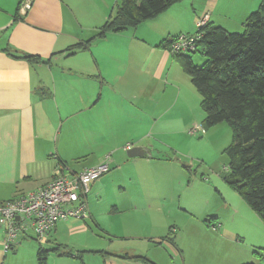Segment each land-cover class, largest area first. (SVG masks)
Wrapping results in <instances>:
<instances>
[{"label": "crops", "instance_id": "0c3cea01", "mask_svg": "<svg viewBox=\"0 0 264 264\" xmlns=\"http://www.w3.org/2000/svg\"><path fill=\"white\" fill-rule=\"evenodd\" d=\"M21 1L0 0V204L41 189L60 167L78 173L108 156L115 170L91 184L93 195L123 181L136 188L134 201L147 188L170 181L171 171L181 175L175 155L162 156L148 146L150 157L129 158L115 141L124 128H142L143 137L164 136L203 123L199 92L177 57L161 46L174 36L195 34L201 20L195 4L173 5L136 28L96 38L120 0H34L26 14L19 13ZM77 44L86 46L66 51ZM24 55L45 63H31ZM127 166L131 171L123 172ZM94 202L88 194L89 206ZM143 205L152 207L149 201ZM86 219L60 221L40 243L87 231ZM5 236L0 226V264H13L17 243L6 252ZM34 248L20 264H37ZM51 253L60 258L54 264L66 262Z\"/></svg>", "mask_w": 264, "mask_h": 264}, {"label": "rangeland", "instance_id": "374dc122", "mask_svg": "<svg viewBox=\"0 0 264 264\" xmlns=\"http://www.w3.org/2000/svg\"><path fill=\"white\" fill-rule=\"evenodd\" d=\"M261 2L185 0L177 4L194 3L199 18L209 15L212 26L243 34ZM196 31L197 28L193 33ZM191 58L197 66L206 61L201 51L192 53ZM197 126L203 129L201 122L178 135L148 133L144 137L146 132L142 128L141 131L124 128L115 141V144L122 142L120 149H126L127 144L131 148L141 144L138 146L159 149L162 156L175 155L182 168L181 175L171 171L170 181L147 188L143 197L134 201L132 194L136 188L123 181L121 185L109 186L100 196L93 195L91 188L89 201L94 198L95 202L90 206L87 203V231L65 233L52 237L48 243H40L29 227L27 234L22 233L17 240L19 256L13 264L29 260L34 247L36 251L39 245L52 250L59 245L55 243L64 245L62 253L73 254L59 255L66 259L63 264H264V219L227 182L231 170L225 151L232 144V127L223 122L203 132L195 130ZM154 170L149 169V177H154ZM122 171L131 170L127 166ZM146 201L151 203L150 210L143 205ZM211 217H215L212 227L218 226V232H206L208 228H203ZM170 228L176 246L162 241ZM201 228L203 232L199 231ZM57 259L49 256L48 264Z\"/></svg>", "mask_w": 264, "mask_h": 264}, {"label": "trees", "instance_id": "16d2710c", "mask_svg": "<svg viewBox=\"0 0 264 264\" xmlns=\"http://www.w3.org/2000/svg\"><path fill=\"white\" fill-rule=\"evenodd\" d=\"M182 1L185 0H120L116 13L98 29L96 38L136 28ZM198 33L195 51L173 55L202 96L205 112L202 131L223 122L230 123L233 140L225 151L231 170L227 182L264 219V0L250 16L245 33H231L209 22ZM180 35L163 41L161 46L170 49ZM85 46L77 44L66 51L74 54ZM198 51L206 59L202 66L195 65L191 58ZM23 59L45 63L33 55H24ZM206 223L213 226L212 219ZM171 236L162 241L176 246ZM61 247L64 245L49 250L39 245L37 264H48L51 252L73 256L70 252L62 253Z\"/></svg>", "mask_w": 264, "mask_h": 264}, {"label": "built area", "instance_id": "2783aa9c", "mask_svg": "<svg viewBox=\"0 0 264 264\" xmlns=\"http://www.w3.org/2000/svg\"><path fill=\"white\" fill-rule=\"evenodd\" d=\"M34 0H22L19 13L26 14ZM208 23L207 18L197 21L195 34H181L172 42V54L191 53L196 50L198 33ZM203 130L197 126L195 130ZM126 151L131 146H126ZM110 157L96 166L89 167L78 173L66 171L60 167L54 178L41 189L22 195L14 200L0 204V226L6 229L4 250L13 249L17 239L28 228H32L39 241L56 226L59 221L70 218H87V195L91 191V184L98 181L111 171ZM66 169V170H65Z\"/></svg>", "mask_w": 264, "mask_h": 264}, {"label": "water", "instance_id": "95a60500", "mask_svg": "<svg viewBox=\"0 0 264 264\" xmlns=\"http://www.w3.org/2000/svg\"><path fill=\"white\" fill-rule=\"evenodd\" d=\"M127 156L129 158H138V157H150L151 154L148 153L147 149L142 146H135L127 150Z\"/></svg>", "mask_w": 264, "mask_h": 264}]
</instances>
